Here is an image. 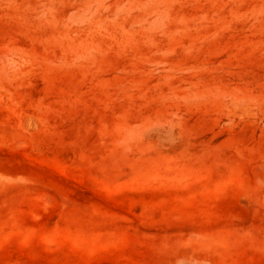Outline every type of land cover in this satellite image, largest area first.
<instances>
[{
  "label": "rangeland",
  "instance_id": "rangeland-1",
  "mask_svg": "<svg viewBox=\"0 0 264 264\" xmlns=\"http://www.w3.org/2000/svg\"><path fill=\"white\" fill-rule=\"evenodd\" d=\"M0 264H264V0H0Z\"/></svg>",
  "mask_w": 264,
  "mask_h": 264
}]
</instances>
